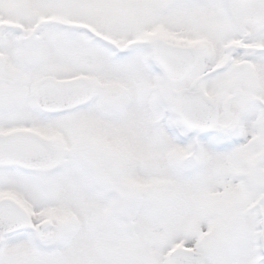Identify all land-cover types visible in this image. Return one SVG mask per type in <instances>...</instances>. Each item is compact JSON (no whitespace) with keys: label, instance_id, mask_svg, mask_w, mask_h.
I'll list each match as a JSON object with an SVG mask.
<instances>
[{"label":"snow or ice","instance_id":"1","mask_svg":"<svg viewBox=\"0 0 264 264\" xmlns=\"http://www.w3.org/2000/svg\"><path fill=\"white\" fill-rule=\"evenodd\" d=\"M0 264H264V0H0Z\"/></svg>","mask_w":264,"mask_h":264}]
</instances>
